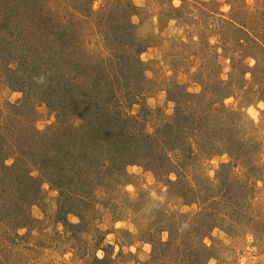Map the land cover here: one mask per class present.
I'll return each instance as SVG.
<instances>
[{"label":"rangeland","instance_id":"1","mask_svg":"<svg viewBox=\"0 0 264 264\" xmlns=\"http://www.w3.org/2000/svg\"><path fill=\"white\" fill-rule=\"evenodd\" d=\"M44 5L54 12L52 18L57 14L56 21L45 20ZM0 18L5 22L0 26V133L10 143H0V264H188L192 252L204 264H264V0H0ZM232 20L233 27L227 23ZM128 23L145 79L138 84L131 71L122 72L127 89L115 97L119 106L113 108L142 122L153 135L151 148H145L147 141L129 146L124 151L129 158L118 166L112 151L96 158L105 164V174L88 182L93 176L77 171L81 158L73 147L56 163L59 169L43 167L48 169L36 188L28 181L16 183L25 171L33 177L40 171L26 163L28 156L15 142L19 135L5 116L20 112L17 127L38 132L58 121L82 128L78 116L65 118L41 92L34 96V88L42 90L39 71L48 74L51 63L60 75L78 76L79 62H94L99 51L114 60L134 59L115 52L120 39L114 35ZM131 83L138 89L130 90ZM104 84L100 106L115 105ZM184 91L201 95L194 108H215L216 119L210 113L200 120L192 112L185 121L174 119V102ZM162 121H187L186 130L194 123L203 129L188 135L182 126L158 132ZM221 126L230 127L236 138L233 156L215 133ZM56 173L63 174L66 195L46 182ZM225 173L229 183H223ZM83 181L91 187L89 200L83 196L87 206L67 197L72 193L79 200L88 191ZM70 203L81 209V220L68 217L75 226L58 217L59 208ZM25 214L30 220L23 223ZM205 221L214 228L200 238L205 231L199 233L198 226ZM183 233L176 245V234ZM150 240H171L157 262ZM201 242L208 252L201 251Z\"/></svg>","mask_w":264,"mask_h":264},{"label":"trees","instance_id":"2","mask_svg":"<svg viewBox=\"0 0 264 264\" xmlns=\"http://www.w3.org/2000/svg\"><path fill=\"white\" fill-rule=\"evenodd\" d=\"M32 1H36V0H32ZM44 8H45V14L47 16V19L45 20L48 21V23L51 22L52 20L56 21V19L58 18L57 14H55V16H53L52 18L51 15V12H53L52 9L49 8L48 6H45ZM59 23L60 21L56 22V24ZM227 23H230L233 27L235 21L232 20L231 22H227ZM2 24H5V22L0 21V26ZM131 27L132 25L128 23L126 27H123L122 29L121 28L117 29L116 31L117 33H115L114 38L120 40L119 42H117L116 40L114 46L117 48L115 49V52L117 54L127 52L129 56L133 55L134 59L130 60V58L126 59L124 58V56H121V57H116V60H114L113 58H109L104 52L102 53L99 51L95 56L94 62L88 60L87 58H84L85 55L82 56V58H84V61L82 60V62H79L78 64V68L81 69L79 70V72L81 73H79L78 76L66 77L64 75H60L58 67L54 68L53 71L51 70L53 69L51 63H49V65L46 66V68L49 70L48 74L39 71L36 82L37 84L39 83L40 88L42 90H35L34 88V92H33L34 96L38 95V93L41 92L43 98L45 97L48 98V99H43V101H45V103L48 106L50 105L56 107V110H58L60 106V108L64 113L63 116L65 118L68 117L69 119H71L74 115L78 116L83 121L82 128L76 129L72 126L67 127L66 125L61 124L60 121H58L57 124L58 127L57 126L53 127L46 132H38L34 129L32 130V128L29 125L28 127L26 125H23L22 127H17V124L22 122V120H19V117L21 116L20 112L15 111L17 112L15 113V116L14 114L9 116L4 115L5 117L9 118V122L11 121H12L11 123L16 122L15 125H12L7 121V124L9 127L12 126L11 127L12 130H16L15 133L19 135V139L16 140L15 142L16 144H18L17 147L21 149V154H25L26 156H28V158H26L27 161L26 163L31 164L30 165V168L32 167L31 170L35 169V171L37 170L40 171L39 177H33L31 171L29 172L25 171L24 177L18 178V180H16L17 181L16 183L22 184L28 181L31 182L30 184L34 186L36 180L40 179V181L42 182L43 181L42 177L46 174V169H48V168L44 169L43 167H46L47 165L48 167H53V169L55 170L59 169L60 166L58 168L56 163L59 162L63 156H69L70 152H72L73 147H75V151H79V155L81 158L80 159L81 161L77 166L78 169L77 171L81 172L82 173L81 176L86 177L87 179H89L91 175L93 176L91 180H87L88 182L93 181L96 176L100 177L105 174L103 170H101V168L105 167V164L96 163V158L100 160L103 157L106 156L108 157L110 156V154L108 153L112 151L113 160L117 163L118 166V163L122 162L126 157L129 158L128 154L124 152L129 148V146L131 148L132 145L136 146L138 144H141V142L143 143L144 141H147L144 143L145 148L146 149L151 148L153 144L150 141L152 140L153 135L146 133V131L143 130L144 128L142 122H139L140 120L134 118L133 116L126 115L125 113L122 114L118 110L119 108L118 109L113 108L114 106H119L117 102L119 100L116 101L115 97L118 98L117 95L122 94L123 91L127 89V86L121 84L123 78V74H121L122 72L126 73L128 71H131L130 75L133 76L135 80H138V84L140 83V80L145 79L143 74L144 71L142 66L143 64L137 59L138 49L137 51H135L136 49L132 50L133 48L137 47V44L134 42ZM236 29H239L238 31L242 32L240 28H236ZM241 41L242 39H240L237 43L240 45ZM1 43L2 40L0 39V44ZM84 50H85L84 52L86 53V48ZM124 61H127L128 63H123ZM117 72H120V74H116ZM79 79L84 80L86 86H84V84L80 85L78 83L80 82ZM102 81L105 82L104 88L106 93H108L107 95L108 100L115 103V105L114 104L112 106L106 105V107L100 106L99 100L101 99L102 96V93L100 91L102 90V86H100V83H102ZM220 84L222 87H224L225 90L227 89V84L224 83V81L220 80ZM129 85H130L129 88L130 90L138 89V86H136V84L134 83H131ZM35 86L36 85H34V87ZM262 88H264V86H262ZM127 93L128 94L126 97L129 98L133 94V91ZM227 94L228 93H226L225 95ZM183 95L184 98H180L179 100H176L174 102L176 105L174 112L175 114L174 119L177 118V120L179 121H185L188 119L187 114L189 112H192V115L197 116L200 120L202 116H206V115L210 116L209 115L210 113H214V115L216 114L215 111L217 110L215 108L214 109L194 108V106L198 104V102L200 101L201 95L191 94L187 91H184ZM66 103H68L69 105H66ZM94 104H95L94 109L96 108V110H94L91 107ZM3 113L4 112L0 110L1 124L3 122ZM17 116L19 117L16 118ZM211 118L215 120L216 115L212 116ZM179 121H176V124H171L168 121H162L163 126L158 127L157 131L161 132V130L163 131L162 128H165L164 130L171 129L177 132L180 126H182L184 130H186L187 127L189 126L187 121L182 125L179 124ZM194 126L195 128H192L190 126L191 128L186 130L187 131L186 135H188L189 130H192V132L195 133L197 132V129L199 130L203 129L202 126H199L195 123ZM3 128L4 126L1 125V130ZM230 131H231L230 127L221 126L219 129H217V132L215 133L219 138V140L222 142V145L225 146V151L230 149L228 153L230 152V154L233 156V154L237 152L236 150L237 147L234 148L236 138L234 139L232 137V134H229ZM173 135L174 138L177 137L176 134ZM0 143H2L3 146L6 143H8L5 141L3 131L0 133ZM239 143L241 144V149L244 150L245 148L243 147L244 146L243 140H241V142ZM7 145H10V143H8ZM145 148L143 144L140 146V149L142 150H144ZM138 151L140 150L138 149ZM237 157L238 158L236 159L239 160L242 159L241 153H239ZM128 162L129 161H125V164H127ZM249 163H252V161ZM228 166L233 167V165H228ZM2 167L4 168V170L8 168V166L4 165V161ZM62 175L63 174L61 173L59 175H57L56 173L54 178H51V180H48L46 182L51 184L52 186H56V188L60 190V195H66L64 194V192H62L64 188L63 186L65 185V180H63ZM222 180H224L223 183L230 182V180L227 178L226 173L222 177ZM9 181L12 180L9 179ZM84 182L85 181L82 182V185L88 191L81 192L79 196V200H76L78 198L73 196L72 193L71 194L68 193L67 197L74 199L79 204L81 203L83 204L84 202H86L85 200H83L84 195L86 196V199L89 200L88 197L90 196L88 195L91 192L90 191L91 187L89 186L88 183H84ZM36 187L37 186H34V188ZM227 191L228 190H225V193H227ZM35 192L37 193L38 189L37 191L35 190ZM228 193H230V190L228 191ZM83 205L87 206L88 204L84 203ZM79 211H81V209L78 207L74 208L72 203L68 204V206L65 205L61 206L58 210V217L60 219V222H62V224L67 226H75V224L69 222L68 217L69 216L78 217L81 220L79 216ZM15 216L17 217L18 214ZM21 216H23V223H26L30 220L27 214ZM208 223L209 222L205 221L203 225L198 226V228H200L199 233L203 230L205 231V232H201L200 238H205L206 236L205 233L206 232L208 233L211 228H214V226H210V224ZM19 226L22 225L19 224ZM195 229L196 228L193 229V233L197 232L195 231ZM177 230L178 232H181L180 228ZM184 230H188L187 226H185ZM184 234L185 233H183L182 235L176 234V238H175L176 240L174 242L176 245L177 244L180 245L181 239L182 237H184ZM150 243L152 244L153 247L151 257L152 259H154V261L157 262V259H161V257L163 256L162 253L164 249L171 245V240L170 242H162L160 240L159 241L150 240ZM201 246H202L201 251L208 252V248L205 245H202V242H201ZM184 254L186 257V253ZM194 254L195 253L192 252L190 256H187L186 260L188 264H204L203 262L204 260L201 257V255H199L198 257Z\"/></svg>","mask_w":264,"mask_h":264}]
</instances>
